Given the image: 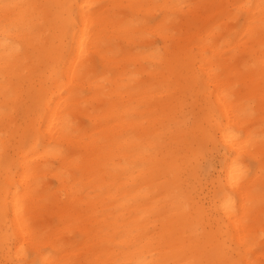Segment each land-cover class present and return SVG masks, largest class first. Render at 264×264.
<instances>
[{"label":"bare ground","instance_id":"bare-ground-1","mask_svg":"<svg viewBox=\"0 0 264 264\" xmlns=\"http://www.w3.org/2000/svg\"><path fill=\"white\" fill-rule=\"evenodd\" d=\"M262 2L0 0V264H264Z\"/></svg>","mask_w":264,"mask_h":264},{"label":"rangeland","instance_id":"rangeland-1","mask_svg":"<svg viewBox=\"0 0 264 264\" xmlns=\"http://www.w3.org/2000/svg\"><path fill=\"white\" fill-rule=\"evenodd\" d=\"M260 125V129L264 130V120L260 123ZM202 152L203 159L201 160V171L200 175H198L200 178V181L198 180L200 186L198 188L197 195L199 194V198L206 206V203L211 197L209 193L211 187L210 183L212 180L216 179L221 169L224 149L222 147L213 149L211 146H208ZM47 183L50 186L54 185V182L51 179H47Z\"/></svg>","mask_w":264,"mask_h":264},{"label":"snow or ice","instance_id":"snow-or-ice-1","mask_svg":"<svg viewBox=\"0 0 264 264\" xmlns=\"http://www.w3.org/2000/svg\"><path fill=\"white\" fill-rule=\"evenodd\" d=\"M17 7L16 5H4L5 10L10 9V8H15ZM239 7L241 8H251V5H240ZM260 9V20L262 23H264V2L261 3V5L258 6Z\"/></svg>","mask_w":264,"mask_h":264}]
</instances>
